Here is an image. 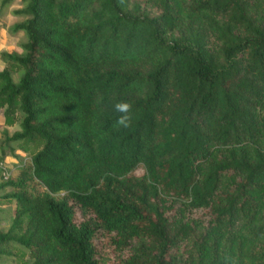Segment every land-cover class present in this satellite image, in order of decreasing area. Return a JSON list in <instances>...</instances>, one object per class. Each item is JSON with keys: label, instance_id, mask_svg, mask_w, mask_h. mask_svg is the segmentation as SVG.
I'll return each mask as SVG.
<instances>
[{"label": "trees", "instance_id": "16d2710c", "mask_svg": "<svg viewBox=\"0 0 264 264\" xmlns=\"http://www.w3.org/2000/svg\"><path fill=\"white\" fill-rule=\"evenodd\" d=\"M18 1L0 157L28 162L0 181V259L264 264V0Z\"/></svg>", "mask_w": 264, "mask_h": 264}, {"label": "rangeland", "instance_id": "374dc122", "mask_svg": "<svg viewBox=\"0 0 264 264\" xmlns=\"http://www.w3.org/2000/svg\"><path fill=\"white\" fill-rule=\"evenodd\" d=\"M19 7V1L14 0L11 5L3 13H0V53L5 51L18 52V44L23 41L21 32L11 33L9 28L14 22L20 20V18L13 16L10 11ZM0 61V68L2 67ZM6 129L10 134L17 129L16 125L11 127H4L2 124V117L0 112V139L2 137V130ZM28 162V157L15 149L12 154L3 155L0 157V181H5L9 177H13L20 173V167ZM10 191V187L6 186L2 189V192ZM14 204L0 206V230L4 231L12 218V209ZM189 216H193L200 220L202 223L206 222V216L201 212H190ZM104 259L112 257L113 251L105 249L103 251ZM27 262H30L28 258H24ZM0 264H18L12 256L3 257L0 259Z\"/></svg>", "mask_w": 264, "mask_h": 264}, {"label": "clouds", "instance_id": "9594fccd", "mask_svg": "<svg viewBox=\"0 0 264 264\" xmlns=\"http://www.w3.org/2000/svg\"><path fill=\"white\" fill-rule=\"evenodd\" d=\"M114 110L120 115L117 117L115 126L128 128L132 122V104L127 101H119L114 105Z\"/></svg>", "mask_w": 264, "mask_h": 264}]
</instances>
